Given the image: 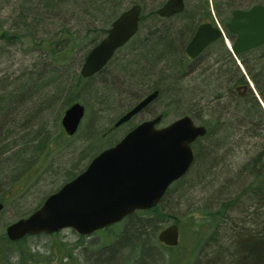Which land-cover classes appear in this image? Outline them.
<instances>
[{"label":"trees","instance_id":"trees-1","mask_svg":"<svg viewBox=\"0 0 264 264\" xmlns=\"http://www.w3.org/2000/svg\"><path fill=\"white\" fill-rule=\"evenodd\" d=\"M18 1L21 9L18 22L13 27L16 30L4 31L1 37L13 45L22 42L25 36L30 37L32 49H35L31 52L39 55L33 62L34 67L41 63V69L34 68L16 77L0 78V188L9 190L6 191L8 196L0 195V201L5 205L6 198H11L12 191L21 186V181L36 164L38 152L45 147L47 132L44 119L47 117V110H54L61 99L67 102L64 107H69L77 100L75 91L95 77L85 78L79 70L90 48L98 43L112 21L126 8L140 4L142 12L138 32L128 43L132 42L129 53L121 56L116 63L117 77L120 74L122 83L120 87H101L100 93L103 92L105 101L102 107L109 112L116 102V95H122L130 89L132 91L143 87V91L134 94L128 107L148 92L158 89L157 101L162 97L177 100L180 95L182 101L191 100L194 104H201L208 119H202L194 112L190 115L196 122L204 124L207 132L193 143L195 160L189 172L170 186L157 206L137 210L122 221L100 230H111L117 237L101 248H90L95 254L93 258L97 259L98 264H119L131 249L132 254L121 264H174L187 251L193 254L191 259V255L186 259L190 260L187 264H199V261L202 264H264L263 105L249 87V80L236 64L223 39L215 42L210 50L211 53L214 52L219 44L226 61L223 63L222 58L217 55L215 60L218 66H210V71L206 68L207 77L201 86L188 81L187 77L197 68L201 59L189 62L185 55V44L192 38L198 24L209 16L215 22L213 7L225 25L236 9H248L259 3L253 4L249 0H196L192 8L188 9L186 2L183 12L164 19L157 13V9L166 0H153L158 6L149 11V0ZM65 12H73L78 18L87 16L93 21L94 28L86 29L85 32L75 26L72 30L66 23L59 25L54 32L42 28L45 20H50L51 24V20H60ZM149 19H153L154 23L146 26ZM94 21L101 23L98 29H95L97 26ZM79 32L82 35H77L76 42V34ZM181 39L178 44L177 41ZM237 57L246 67L250 81L254 83L264 103V43L237 54ZM234 65L236 70L231 69ZM70 72L75 75V84H68L65 79L72 75ZM104 73L107 72L99 75L103 76ZM227 82L233 94L230 96L232 100L219 106L223 97L221 94L227 91ZM211 84L221 90L214 101L212 97H208V87ZM48 87H53L54 93L46 99L48 104L44 108V117L38 118L34 110L20 107L25 103L35 104L38 98L39 101H44L45 97L41 96V92L45 93ZM246 87L247 91L243 89ZM95 91L92 93L94 97ZM19 107L22 113L17 115ZM243 128L255 131L253 137L258 136L261 140L259 139L256 150L249 153V157L233 170V162L229 160L230 148L234 137L238 140L243 137ZM35 142L38 143L32 146ZM99 152L95 151L90 158ZM60 177L61 175L59 179ZM62 185L46 194L38 206ZM173 190L177 194L174 195ZM200 191L209 196L205 206L194 208L197 205L195 194ZM182 208L187 210L183 219L175 216L176 211ZM128 221V227L122 233L118 232ZM174 222L181 230L189 232L186 250L181 251L179 246L164 245L158 240V232ZM2 238L10 244L14 243L7 235ZM21 253L26 262L35 258L31 246L22 249ZM197 255L199 259L196 258ZM163 257H166V262L161 263Z\"/></svg>","mask_w":264,"mask_h":264},{"label":"rangeland","instance_id":"rangeland-1","mask_svg":"<svg viewBox=\"0 0 264 264\" xmlns=\"http://www.w3.org/2000/svg\"><path fill=\"white\" fill-rule=\"evenodd\" d=\"M195 1L196 0H186L187 8H192V5H195ZM149 2L150 3L148 4L147 11L158 6L156 1L149 0ZM249 2L253 4H264V0H249ZM20 6L21 4L18 0H0V78L16 77V75H19L23 72L25 73L27 70L34 68H38V70L41 69V63H38L37 67H34L33 62L36 58H39V55L36 52H31L35 49H32L30 37L25 36L22 39V42H17L15 45L9 43L7 40L1 37V34L4 31L16 30L13 29V27L16 22H18L17 17L20 15ZM212 16L216 21L219 22L220 25H222L227 38L226 39L224 37V43L231 51L232 56L236 60V64L240 67L242 73L250 82L246 67H244L241 60L235 56L230 49L229 43L232 44L233 40L229 36L227 27L222 24L220 17L216 15L214 7L212 9ZM209 19L212 21L210 16ZM165 21L166 20H164V22ZM92 22L93 21L87 16L84 18H78L73 12H65L60 20H51V24L50 20H45L42 28H47L54 32L58 30L59 25L61 26L63 23H66L72 28V30L73 27L76 26L80 30H84L86 32V29L94 28ZM152 23H154V20L149 19L145 25H150ZM100 24L101 23H98V21H94V25L97 26L95 29H98ZM41 31L43 30L41 29ZM77 35L81 36L82 32L76 34V42ZM181 41L182 39L177 41V43L180 44ZM131 46L132 42L125 46L123 50L120 51L118 57L112 61L113 63L111 64V70L114 74L110 72L107 73L108 76H106L105 73L103 76H95L92 81H86L84 87L75 91V94H77L76 101H80L82 104H84L86 109L84 118L76 134L71 136L68 135L62 125V117L68 108L67 106L64 107V105L67 103L65 102V99L59 100L58 105L54 108V110H47V117L44 119L46 126L44 128H46L47 132V139L44 141L45 147L41 152H38L36 164H34L33 168L30 170V173H28V176H26L21 181V186L15 188V190L12 191V195L10 194L11 198H6L5 208L2 212H0V264H98L97 259L95 257L93 258L95 255L93 253L94 251L92 252L90 248H101L105 243H109L116 239L117 236H115L111 230L106 232H96L89 236H81L73 229H64L52 234L40 233L36 235H30L25 237L24 240L16 242L15 244L6 242L2 237L6 236V228L10 223H13L16 220L29 215L32 211L38 208L40 201H42L46 194L59 187L61 184H64V182L69 180L76 173H80V171L85 168V165H88L90 162L89 160H92L90 158L92 153L95 151H102L103 149L114 145L118 140L121 139L123 136L122 133L124 130H126V128L129 129L132 125L142 121V119L153 116V114H155V116L157 114H161L163 110L166 111L168 115L160 123L161 125H165L185 114H190L193 112L202 119H208L204 109H201V104H199V106L198 104L192 103L191 100L182 101L181 96L178 95L177 100L174 98H171V100L167 97L159 98V101H156L153 105V108L156 109L155 112L152 113L151 110L147 111L134 117V119L128 123L122 124L119 127H114V123H116L118 118L129 108L128 106L131 102V98H133L136 92L143 91V87H138L139 89L137 88L132 91L130 89L125 91L126 93H123L122 95L118 93L116 95V102L114 106L110 108L109 112L107 109L102 107V104L105 101L103 99V92L100 93V89L101 87L103 89L105 86H107L106 88L120 87L122 80L120 79V74L119 77H117V70L114 67L123 53H129L128 50L131 48ZM217 46V50L211 54L207 53V55L202 56L197 68L187 75L188 81L196 84V86L203 85L205 82L204 80L207 77L206 71H210V69L212 70L210 66H218L216 65L217 61L215 60V57L218 55L222 58L223 63L226 61V56L224 55L223 49L219 44ZM189 62L192 61L190 60ZM206 68H208V70H206ZM80 69L81 67L79 66V70ZM231 69L236 70L237 67L234 65L231 67ZM74 78L75 75L73 74L65 77V79L68 81V84H75ZM226 84L227 91L225 90V92L221 94L223 97L220 99L219 106L226 105L231 99L230 96L233 95L229 90V83L227 82ZM93 90H96L95 97L92 94ZM217 90L218 89L216 88L215 84H211V87H208V97H212L213 101L221 92V90ZM43 92H41V96L45 97V99H43L44 101H42V99L39 101L40 98H38V101H34L35 104L25 103L20 107H22V109L25 107V110L28 108L34 110L36 112L35 115H37L38 118L44 117V108L48 104L46 99L50 94L54 93V89L53 87H48L45 89V93ZM196 95L197 94H195V96ZM183 103H186V106ZM20 107L17 109L19 110L17 115L22 113V109ZM242 130L243 137L241 140H238L237 137H234L232 141V147L230 145L231 157L229 160L233 162V170L236 169L240 163H243L247 157H249V153H253L256 150V146L261 140L258 136L253 137L255 131H246L245 128ZM38 138L42 139L40 135H38ZM37 141L39 142V140ZM38 142H35L32 146H35ZM60 175L61 177L59 179ZM6 191L9 190H3V188H0V195L2 196L3 194L4 196H8L9 194L6 195ZM175 191L176 190L172 191L174 195L177 194ZM195 196H197V198L195 197V202L197 205L194 208L205 206L206 199L209 194L201 193L200 191L198 194H195ZM198 199H200V202H198ZM186 211V208H182L176 211L175 216L183 219V215H185ZM128 224L129 221L123 224L118 232L122 233L123 230L128 227ZM180 231H182L181 241L177 246H179V249L183 251L188 249L186 245L188 243L189 232L181 229ZM184 232H186L185 235ZM184 236L185 240H183ZM28 246H31V251L35 253V258H33V260L30 262L24 261L22 259L23 255L21 253V250H24ZM183 246H185V248H183ZM187 252L180 256V258L176 259L174 264H179L181 261L184 262L182 264H187V261L190 260L186 259H189V255H191V259L193 255L190 254V252ZM131 254L132 252L130 249L128 256ZM198 257L199 255H197L196 258ZM125 258H121V263L127 261L128 258ZM163 259L164 260H162L161 263H164V261L166 262V257H163ZM196 263H198V261H196ZM199 264H202V262L199 261Z\"/></svg>","mask_w":264,"mask_h":264},{"label":"water","instance_id":"water-1","mask_svg":"<svg viewBox=\"0 0 264 264\" xmlns=\"http://www.w3.org/2000/svg\"><path fill=\"white\" fill-rule=\"evenodd\" d=\"M184 8L185 0H167L157 12L170 17ZM141 11L142 6L134 4L113 21L108 35L87 54L82 76L100 71L116 49L136 34ZM227 28L236 35L232 46L235 54L263 44L264 4L236 9ZM222 34L211 22L201 24L187 46V53L196 56ZM157 95L158 90L148 94L115 125L131 119ZM84 114L85 106L79 101L66 109L62 125L68 135L78 131ZM161 119L159 115L141 122L115 145L99 152L84 171L49 194L37 209L8 225V237L16 240L27 234L53 233L65 228L89 235L137 210L157 206L171 184L190 170L195 160L192 144L207 132V127L197 124L189 114L158 127ZM3 208L4 203L0 201V212ZM158 239L168 246L178 245L179 225L169 224L159 231Z\"/></svg>","mask_w":264,"mask_h":264},{"label":"flooded vegetation","instance_id":"flooded-vegetation-1","mask_svg":"<svg viewBox=\"0 0 264 264\" xmlns=\"http://www.w3.org/2000/svg\"><path fill=\"white\" fill-rule=\"evenodd\" d=\"M185 10V9H184ZM164 19H166V18H164ZM206 22H211L214 26H217V25H215L212 21H211V19H209V18H206V20H203V21H201V23H199L198 24V26H197V28H196V30H195V32H194V34H193V36L195 35V33L197 32V30H198V28H199V26L202 24V23H206ZM112 26V23H111V25L109 26V28ZM221 27H222V25H221ZM109 28L107 29V31H106V33H105V35L102 37V38H104L106 35H108V32H109ZM224 30V29H223ZM230 36H232V37H234V35H232V34H229ZM193 36H192V38H193ZM133 38V37H132ZM131 38V39H132ZM191 38V39H192ZM130 39V40H131ZM190 39V40H191ZM224 40V38H223V36H221V37H219V38H217V39H215L214 41H211L199 54H197L196 56H194V57H191L188 53H187V46H188V44H189V42H190V40L189 41H187V43L185 44V55H186V57L189 59V60H191V61H196V60H198V59H201L202 58V56H205V55H207V53H210L211 54V50H210V48H211V46L215 43V42H220L221 40ZM130 40L124 45V46H126L129 42H130ZM99 42V41H98ZM97 44V43H96ZM95 44V45H96ZM94 45V46H95ZM124 46H122V47H119L118 49H116V51L114 52V54H113V56H112V58L107 62V64L100 70V71H98V72H96V73H94L93 75H90V76H88V77H93V76H98L99 74H102L103 72H107V73H113L112 72V70H111V64L113 63L112 61L115 59V58H117L118 57V55L120 54V51L122 50V48L124 47ZM93 47V46H92ZM91 47V48H92ZM90 48V49H91ZM125 53H123L122 54V56L124 55ZM118 63V62H117ZM199 63H200V61H199ZM82 66H83V64H82ZM82 66H81V68H82ZM115 69H117L116 68V65H115V67H114ZM106 73V74H107ZM87 77V78H88ZM238 89H239V87H238ZM244 89V88H243ZM155 90H158V89H154V90H152V91H150V92H148L147 94H145L144 96H142L136 103H134V104H132L118 119H120L124 114H126L128 111H130L134 106H136L137 104H138V102L139 101H141L144 97H146L148 94H150V93H152V92H154ZM240 90V89H239ZM158 96H159V90H158V95H157V97L150 103V104H148L147 106H145L140 112H138V113H136L135 115H133V117L131 118V119H129L128 121H126V122H124V123H122V124H125V123H128L129 121H131L132 119H134V117H136V116H138V115H140V114H143V113H145V112H147V111H150L151 110V112L153 113V112H155V110L156 109H154L153 107V105L155 104V102L157 101V99H158ZM153 108V109H152ZM151 113V114H152ZM159 115H161L162 116V119H161V121H160V123L165 119V117L168 115L167 114V112L166 111H162L161 112V114H157L156 116H155V114H153V116H151V117H148V118H146V119H142V121H140V122H138V123H136V125L135 126H137L139 123H141V122H143V121H146V120H151V119H154V118H156L157 116H159ZM159 123V126H163V125H161ZM122 124H120V125H118V126H115V123H114V127H119V126H121ZM134 126V127H135ZM134 127H130L129 129H127L126 128V130H124L123 131V133H122V137L121 138H123L128 132H130ZM75 177V176H74ZM57 233V232H56ZM25 237H27V236H25ZM25 237H23V238H21V239H17V240H12L14 243L13 244H15L16 242H19V241H21L22 239H24ZM11 240V239H10Z\"/></svg>","mask_w":264,"mask_h":264},{"label":"bare ground","instance_id":"bare-ground-1","mask_svg":"<svg viewBox=\"0 0 264 264\" xmlns=\"http://www.w3.org/2000/svg\"><path fill=\"white\" fill-rule=\"evenodd\" d=\"M249 87H250L251 89H253L254 93L257 95V97L259 98V100H260V102L262 103L263 108H264V103H263V101L260 99V96H259V94H258V92H257V90H256V88H255V85L253 84V82H250V83H249ZM244 90L247 91V90H248V87L244 88Z\"/></svg>","mask_w":264,"mask_h":264}]
</instances>
